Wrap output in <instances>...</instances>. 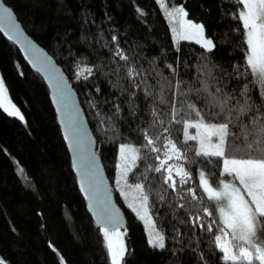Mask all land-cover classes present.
Returning <instances> with one entry per match:
<instances>
[{"label": "trees", "instance_id": "trees-1", "mask_svg": "<svg viewBox=\"0 0 264 264\" xmlns=\"http://www.w3.org/2000/svg\"><path fill=\"white\" fill-rule=\"evenodd\" d=\"M3 1L13 8L27 32L54 56L80 95L97 138V151L128 217V253L123 264H225L214 246L215 226L213 233L206 231L212 220L219 222V216L213 202L203 198L195 165H187L192 180L185 187H197L203 204L187 196L178 201L171 191V199L161 202L155 195L158 182L152 184L149 210L165 236L163 250L150 246L144 222L122 198L116 183L118 144L141 145L142 137L133 128L148 116L139 92L135 102L141 119L128 115L125 105L132 89L125 68L115 71L117 64L125 62L113 57L116 44L111 38L116 36L119 47L131 57L129 64L143 66L150 73L157 69L169 79L173 73L166 64L177 68V79L183 77L189 83L205 78L207 72L218 76L227 71L232 76L234 66L243 71L245 45L242 33L233 30L240 25L230 15L233 8L229 0H165L169 9L182 5L189 19L204 25L206 35L218 42L210 53L192 41L174 43L158 0ZM0 72L24 114L21 120L0 107V253L9 264H61L60 257L63 264H110L103 228L95 222L79 189L49 88L1 33ZM226 82L233 87L237 80ZM250 102L259 107L264 98L253 91ZM114 103L123 111L119 119L110 120ZM114 124L118 134L113 131ZM170 132L179 142L180 126L173 125ZM200 167L207 171L210 166ZM141 171L142 162L129 174V182H138ZM211 171L219 175L218 168ZM204 206L214 215L204 216V229L199 224L193 227L190 217L203 215Z\"/></svg>", "mask_w": 264, "mask_h": 264}, {"label": "snow or ice", "instance_id": "snow-or-ice-1", "mask_svg": "<svg viewBox=\"0 0 264 264\" xmlns=\"http://www.w3.org/2000/svg\"><path fill=\"white\" fill-rule=\"evenodd\" d=\"M229 3L233 8L230 15L240 25L233 30L242 33L245 45L243 71L234 66L232 76L227 71L218 76L207 72L205 78L189 83L183 77L176 78L178 70L171 64L165 67L173 73L172 79L163 76L157 69L150 73L143 66L138 68L129 64L131 57L119 47L117 37L112 36L116 44L112 50L113 57L125 62L124 65L117 64L115 71L119 73L121 67L125 68V78L132 89L127 93L125 105L128 115L134 120L141 119L135 102L139 99V92L146 103L148 116L146 121L137 123L133 128L142 137L141 145L118 144L120 162L116 183L126 200L129 199L128 192H135L128 207L142 221L150 223L148 243L151 247L161 250L166 247L165 236L155 228L148 210L152 184L156 181L158 189L155 195L161 202L171 199L169 191L174 194L172 198L178 201L187 196L200 204H203V198L213 202L219 222L212 220L207 224L206 231L213 233L215 226L218 234L213 235L214 246L222 254L225 264H264V104L257 107L250 102L253 91L264 98V0H229ZM163 7L177 42L194 41L209 53L217 48L218 42L206 35L202 23L187 18L188 12L182 5L170 9ZM12 17V11L0 4V20L11 22ZM9 38L13 37L9 35ZM87 71L90 73L91 69ZM232 79H236L237 83L228 87L226 81ZM57 86L62 90L59 82ZM6 93L4 79L0 76V107L9 115L23 120L19 109L10 101L6 103ZM124 93L122 89L121 94ZM113 108L115 112L109 119H119L123 110L118 103H114ZM72 124L77 129L75 147L83 153L85 137L79 132L75 118ZM173 125L181 128L179 142L170 132ZM192 129L194 133L190 131ZM113 131L119 133L115 124ZM141 162L143 171L137 177L138 182L129 183V174ZM189 164L197 167L198 187L203 198L198 197L197 187H185L192 180V172L187 167ZM201 164L210 166L209 170L200 167ZM83 167L86 170L80 172V186L88 195L90 191L99 190L100 180L93 160H87ZM213 167L219 169V175L211 171ZM213 176H216L215 180ZM85 177L88 179L87 188ZM177 206L184 208L183 203ZM214 211L204 206L203 215L190 217L193 227L199 224L204 229V216L212 217ZM105 212L106 222L102 228L110 264H123L128 248L123 239L125 233L119 230V214L107 208ZM60 260L63 264V257ZM0 264H5L2 258Z\"/></svg>", "mask_w": 264, "mask_h": 264}, {"label": "water", "instance_id": "water-1", "mask_svg": "<svg viewBox=\"0 0 264 264\" xmlns=\"http://www.w3.org/2000/svg\"><path fill=\"white\" fill-rule=\"evenodd\" d=\"M0 4L4 7H8L13 13L11 22L0 20V33L16 46L28 66L33 71L38 72L46 82L50 91L52 104L61 125L64 140L71 156L79 189L88 203L95 222L102 227L106 222L105 209L107 208L108 210H115L119 214L121 221L120 228L125 229L128 224L126 211L117 201L112 181L108 175L102 157L97 151L98 142L96 135L77 89L71 82L67 72H65L54 56L27 32L13 8L7 5L3 0H0ZM12 25L15 27H12ZM9 35L13 38L10 39ZM58 82L61 84L62 90L61 87L57 86ZM73 118L78 121L79 132L85 137L86 143L83 153L80 149L75 147L77 129L73 127ZM89 159L94 162L96 175L100 180V186L98 191H90L89 194L86 195L85 191L82 190L80 186V172L86 170L83 165ZM78 165L80 166L79 171ZM85 187H88L87 177H85ZM109 227H111V225H109ZM0 258L5 261V264H9L1 253Z\"/></svg>", "mask_w": 264, "mask_h": 264}, {"label": "rangeland", "instance_id": "rangeland-1", "mask_svg": "<svg viewBox=\"0 0 264 264\" xmlns=\"http://www.w3.org/2000/svg\"><path fill=\"white\" fill-rule=\"evenodd\" d=\"M158 2H159V5H160L161 10H162V11L164 12V14H165L164 7H163V6H166L165 0H158ZM162 5H163V6H162ZM165 16H166V19L168 20V23L170 24V30H171L172 23L169 21V18L167 17L166 14H165ZM187 18H188V17H187ZM188 19H189V18H188ZM189 20H191V19H189ZM192 21H193V20H192ZM193 22H195V23H200V22H196V21H193ZM171 35H172V39H173L174 43H177V41H176L175 37L173 36V33H172V32H171ZM192 42H194V41H192ZM0 76H2V75H1V72H0ZM4 83H5V82H4ZM5 86H6V84H5ZM6 88H7V86H6ZM6 97H7L6 103H7L8 101H10L11 104H14V105L16 106V108L19 109L20 113H21V114L23 115V117H24V114H23L21 108H20V107H19V106L13 101V99L11 98L10 93H9V91H8V88H7ZM194 132H195V131H193V133H194ZM130 144H132V143H130ZM132 145H133V144H132ZM119 162H120V161H119ZM118 172H119V170H117L116 180H117V178H118ZM129 183H130V182H129ZM117 186H118V185H117ZM118 188L120 189L119 186H118ZM121 195H122V198L124 199V201L126 202V204L128 205L130 202H132V197L135 196V192H134V191H130V192H128V196H129V199H128V200H126V199L124 198V195H123L122 193H121ZM136 206L139 207L138 202H137ZM148 210H149V209H148ZM141 212H143V209H141ZM149 214H150V217H151V221L154 222L155 228L158 229V230L160 231V229L158 228V226L156 225V223H155V221H154L153 216H152L151 213H150V210H149ZM143 222H144V224H145V226H146V230H147V233H148L149 230H150V223H149V222H146V221H143ZM119 230H120L122 233H125L123 239L125 240L126 245H127V238H126V231H125V229L120 228ZM102 232H103V229H102Z\"/></svg>", "mask_w": 264, "mask_h": 264}]
</instances>
